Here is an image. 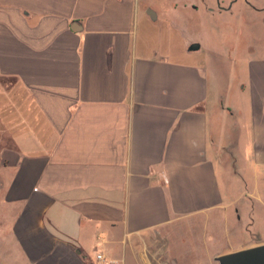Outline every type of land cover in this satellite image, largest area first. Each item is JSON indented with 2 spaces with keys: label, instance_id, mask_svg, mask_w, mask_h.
<instances>
[{
  "label": "crops",
  "instance_id": "obj_1",
  "mask_svg": "<svg viewBox=\"0 0 264 264\" xmlns=\"http://www.w3.org/2000/svg\"><path fill=\"white\" fill-rule=\"evenodd\" d=\"M177 7L0 0V255L11 239L29 264H151L139 246L162 236L264 245V54L195 35L181 50Z\"/></svg>",
  "mask_w": 264,
  "mask_h": 264
},
{
  "label": "rangeland",
  "instance_id": "obj_2",
  "mask_svg": "<svg viewBox=\"0 0 264 264\" xmlns=\"http://www.w3.org/2000/svg\"><path fill=\"white\" fill-rule=\"evenodd\" d=\"M249 2L251 0L240 1L231 14V12L219 13L220 8L226 6L222 5V0H146L150 6L157 10L163 9L165 12L167 10V13L173 3H176L178 5L176 15L179 13L180 6L186 4L185 23L191 26L192 32L177 33V36L175 34L171 41L177 44L176 47L180 46L181 50L184 49L183 45L187 36L192 38V35H195L196 40L204 42L206 47L216 48L222 56H226L229 52L234 54V57L249 56L252 58L256 54H264V16L262 11L264 10V0L256 2L257 4L253 3L252 7L256 6L257 11L248 10L244 13H237L241 3L245 6ZM210 9H215L218 12L212 13ZM163 25V22L152 23L150 32L154 38L162 34ZM147 34L149 35V33ZM6 215H9L8 210ZM178 236L184 237L183 243L175 237L167 239L162 236L158 241L148 238L145 240L146 243L140 244V251L146 253L151 264H218L215 261V257L218 256L214 253L217 251L216 248L205 247L203 241L194 240L195 235ZM6 245L7 242H5V252ZM228 250L223 252L225 254L232 253ZM20 252V248L11 239L10 256L0 255V264H8V261L9 264H29ZM95 254L96 252L91 258H94ZM126 259L125 264H135L130 255Z\"/></svg>",
  "mask_w": 264,
  "mask_h": 264
},
{
  "label": "water",
  "instance_id": "obj_3",
  "mask_svg": "<svg viewBox=\"0 0 264 264\" xmlns=\"http://www.w3.org/2000/svg\"><path fill=\"white\" fill-rule=\"evenodd\" d=\"M200 49V44L194 43L189 51ZM218 264H264V245L240 250L215 257Z\"/></svg>",
  "mask_w": 264,
  "mask_h": 264
},
{
  "label": "built area",
  "instance_id": "obj_4",
  "mask_svg": "<svg viewBox=\"0 0 264 264\" xmlns=\"http://www.w3.org/2000/svg\"><path fill=\"white\" fill-rule=\"evenodd\" d=\"M97 262H98L99 264H114L113 261H108V260L106 259L105 255L102 254V253H98V254H97Z\"/></svg>",
  "mask_w": 264,
  "mask_h": 264
},
{
  "label": "flooded vegetation",
  "instance_id": "obj_5",
  "mask_svg": "<svg viewBox=\"0 0 264 264\" xmlns=\"http://www.w3.org/2000/svg\"><path fill=\"white\" fill-rule=\"evenodd\" d=\"M218 1H220V0H218Z\"/></svg>",
  "mask_w": 264,
  "mask_h": 264
}]
</instances>
